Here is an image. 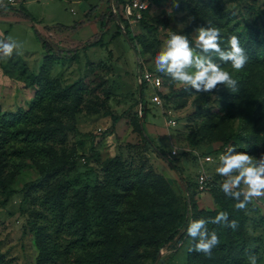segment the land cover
Wrapping results in <instances>:
<instances>
[{
    "label": "rangeland",
    "instance_id": "1",
    "mask_svg": "<svg viewBox=\"0 0 264 264\" xmlns=\"http://www.w3.org/2000/svg\"><path fill=\"white\" fill-rule=\"evenodd\" d=\"M145 1L148 5L140 17L126 18L123 6L127 0H120L118 8L113 0H4L6 7L0 8V39L11 37L22 49L18 50L19 55L14 53L10 59H0V121L4 122L6 112L28 109L35 95L38 96V88L44 86L45 79L39 80L41 74L56 88L80 82L88 90L74 114V128L66 131L64 140L35 143L19 137L0 148L3 170L0 173V252L5 260L36 264L38 250L32 226L41 224L45 217L37 204L43 192L38 184L44 178L39 166L52 165L57 157L78 156L74 167L65 168L50 179L68 180L72 194L86 185L100 183L104 162L118 157L127 167L141 164L144 170L164 177L174 195V207L183 205L185 199L190 204L186 183L196 184V188L190 187L195 192L196 208L210 211L218 206L204 182L221 184L225 178L215 171L219 155L230 145L237 151L245 146L244 140L238 141L232 135L253 131L259 141L255 149L249 148L246 153L256 158L264 154V62H254L252 69L244 66L239 71L230 64H221L222 70L237 81L236 93L223 85L209 93L185 91L182 85L158 72L154 64L155 56L173 32L188 36L196 52L194 29L200 26L218 28L221 46L234 32L241 34L248 27L263 37L264 0ZM204 3H207L204 7L207 12L194 8L197 5L201 9ZM108 5L123 21L119 24L117 20L116 24L110 21L100 32V19ZM19 9L27 10L33 20L23 17ZM35 29L54 50L66 52L46 51ZM88 40L95 42L83 49ZM213 60L218 63L215 57ZM146 72L160 78L158 89L149 82L142 88L139 74ZM141 90L145 111L139 102ZM155 92L159 103L150 99ZM114 117L117 121L113 124ZM140 121L144 132L137 129ZM39 144L45 148L51 146L54 154H36L35 146ZM206 156L210 159L206 160ZM125 170L134 175L133 170ZM30 182L35 187L27 191L24 186ZM147 192H136L140 214L148 211ZM251 202L264 218V197ZM125 206L122 204L120 208L125 210ZM137 224V221L121 224L120 234L135 236ZM130 225L136 229H128ZM256 226L249 221L247 234L261 245L258 264H264V225ZM59 242L63 243L60 235ZM189 244L190 238L167 243V247L159 249L161 256L157 264H187ZM154 261L142 258L136 264H154Z\"/></svg>",
    "mask_w": 264,
    "mask_h": 264
},
{
    "label": "trees",
    "instance_id": "2",
    "mask_svg": "<svg viewBox=\"0 0 264 264\" xmlns=\"http://www.w3.org/2000/svg\"><path fill=\"white\" fill-rule=\"evenodd\" d=\"M119 1L113 0L115 8H118ZM206 5L207 3H204L201 9L197 5L194 8L199 12H207L204 10ZM18 11L23 17L33 20L27 10ZM117 18L120 22L123 21L121 16L115 15L112 7L108 5L100 19V32L110 21L116 24ZM35 34L41 41L42 47L51 54L66 52L59 48L54 50L50 42L36 29ZM233 35L239 37L241 46L249 57L245 66L252 69L254 62H264V36L260 37L259 32L254 31L252 27L246 28L241 34L234 32ZM94 42L88 40L82 48L85 49ZM217 61L224 64L218 59ZM247 67L245 69L248 75ZM42 78L45 79L44 86L38 88L36 91L38 96L35 95L27 110L19 109L16 112L3 114L4 122L0 121V148L8 141L19 137L35 143L45 140L62 141L66 131L74 128V114L88 90L80 82L56 88L45 74H41L39 80ZM144 85L145 82H142V88ZM140 94V106L145 111L143 90ZM5 118L8 120H4ZM116 121L117 117H114L113 124ZM137 129L143 132L139 124ZM233 137L238 141L244 140L245 146L239 148L242 152H246L249 148L255 149L259 141L253 131H240L232 135ZM142 138L147 141L145 136ZM228 139H231V136ZM158 151L166 158L162 150ZM34 152L44 155L54 154L51 146L45 148L42 144L36 145ZM76 157H78L76 154L60 156L52 165L39 166L44 178L38 184L43 192L38 196L37 204L45 212L43 218L45 222L36 225L34 219L31 220L34 224L32 227L38 250L36 264H136L142 258L154 260L159 249L167 243L173 240L182 242L185 238H190L186 228L192 220L210 219L219 211L227 212L229 219L237 221V230L233 231L223 225L209 223L207 225L209 231L214 230L220 239L219 246L213 249L211 256L188 251L187 264H248L245 254L249 251L259 258L261 245L256 243L255 238L248 236L247 223L250 221L254 226L257 225L256 227L262 226L264 218L259 215L257 206L252 202L245 210H237L234 206L236 201L222 192L219 183L204 182L218 208L210 211L197 209L195 192L190 190V187L196 188V184L190 183H186L190 204H187L185 199L183 205L174 207L172 205L174 195L164 177L155 174L152 170H144L141 164L127 167L118 157H114L104 162L103 180L100 183L93 186L86 185L77 194H72L68 180L58 177L53 181L50 179L65 168L74 167ZM168 160L171 161L169 158ZM125 168L133 170L134 175L127 173ZM2 171L0 166V173ZM0 182L2 183L1 179ZM24 187L29 191L35 186L30 182ZM136 192H147L149 196L145 201L146 204L149 203L148 211L145 213H139L140 209L136 206ZM26 197L27 193L24 194V199ZM122 204L126 205L125 210L120 208ZM186 212H188L187 218ZM255 216L258 217L257 220H254ZM132 221H137L139 225L135 236L132 237L127 233L121 235L120 225ZM128 229L136 228L130 225ZM94 231L97 233L92 235ZM59 235L63 243H58ZM191 245L190 238L189 247ZM0 264L18 263L11 259L5 260L3 253L0 252Z\"/></svg>",
    "mask_w": 264,
    "mask_h": 264
},
{
    "label": "clouds",
    "instance_id": "3",
    "mask_svg": "<svg viewBox=\"0 0 264 264\" xmlns=\"http://www.w3.org/2000/svg\"><path fill=\"white\" fill-rule=\"evenodd\" d=\"M4 0H0V8H4ZM195 49L187 36L176 32L170 33L164 47L154 58L155 69L165 74L171 81L179 83L185 91L209 93L223 85L232 93L238 92L237 81L229 72L222 70L221 64H230L236 71L241 70L248 62V55L238 36L232 35L221 46L220 30L211 25L194 29ZM22 45L12 39H0V59H10L13 54H21ZM191 69V71H189ZM216 173L225 179L219 185L222 192L236 201L237 210H245L254 198L264 197V154L259 158L246 152L237 151L230 145L218 157ZM223 225L236 231L237 221L229 219L225 211H219L210 219L192 220L186 228L192 239L188 251L211 256L213 249L219 246L217 233L209 231L208 224ZM248 264H258V257L253 252H246Z\"/></svg>",
    "mask_w": 264,
    "mask_h": 264
},
{
    "label": "built area",
    "instance_id": "4",
    "mask_svg": "<svg viewBox=\"0 0 264 264\" xmlns=\"http://www.w3.org/2000/svg\"><path fill=\"white\" fill-rule=\"evenodd\" d=\"M147 2L145 0H127V2L123 6V11L125 14L126 18H130L133 16L140 17V12L145 10L147 8ZM139 80L141 82H149L152 84L154 88H157L160 86L161 80L158 76H154L153 74L150 73H140L139 74ZM152 102L159 103V97L158 94L155 92L153 96L150 97ZM206 160H209L210 157L206 156ZM199 182H200V187H202L203 183V176H199Z\"/></svg>",
    "mask_w": 264,
    "mask_h": 264
},
{
    "label": "water",
    "instance_id": "5",
    "mask_svg": "<svg viewBox=\"0 0 264 264\" xmlns=\"http://www.w3.org/2000/svg\"><path fill=\"white\" fill-rule=\"evenodd\" d=\"M117 23L118 24L120 23V20L118 18H117ZM126 38L128 40V37H126ZM141 120H142V118H141ZM140 128H142V130H143V126H142V122L141 121H140ZM143 132H144V130H143ZM145 136H147V135L145 134ZM166 160H167V162H170L168 159H166ZM160 256H161V254H160V251H159L158 254H157V256H156V258H155L154 264H157Z\"/></svg>",
    "mask_w": 264,
    "mask_h": 264
},
{
    "label": "bare ground",
    "instance_id": "6",
    "mask_svg": "<svg viewBox=\"0 0 264 264\" xmlns=\"http://www.w3.org/2000/svg\"><path fill=\"white\" fill-rule=\"evenodd\" d=\"M160 254H161V252H160Z\"/></svg>",
    "mask_w": 264,
    "mask_h": 264
}]
</instances>
